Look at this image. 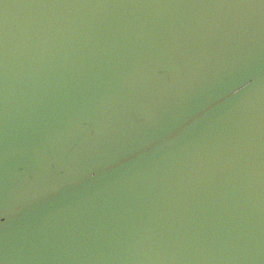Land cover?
<instances>
[{"label": "water", "instance_id": "obj_1", "mask_svg": "<svg viewBox=\"0 0 264 264\" xmlns=\"http://www.w3.org/2000/svg\"><path fill=\"white\" fill-rule=\"evenodd\" d=\"M26 2L0 0V264H264L259 10Z\"/></svg>", "mask_w": 264, "mask_h": 264}, {"label": "snow or ice", "instance_id": "obj_2", "mask_svg": "<svg viewBox=\"0 0 264 264\" xmlns=\"http://www.w3.org/2000/svg\"><path fill=\"white\" fill-rule=\"evenodd\" d=\"M37 0H29V2L19 5L22 9H31L43 7ZM67 6V5H65ZM115 6L122 7H175V8H190V9H232L238 10V15L230 22L236 27H249L256 15V10H259L261 24L264 26V0H181V2L173 4H121ZM5 4V9H7ZM8 31V14L5 11L0 19V34L6 38Z\"/></svg>", "mask_w": 264, "mask_h": 264}]
</instances>
